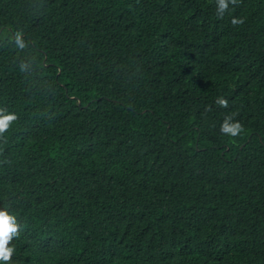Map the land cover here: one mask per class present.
<instances>
[{"label":"trees","instance_id":"16d2710c","mask_svg":"<svg viewBox=\"0 0 264 264\" xmlns=\"http://www.w3.org/2000/svg\"><path fill=\"white\" fill-rule=\"evenodd\" d=\"M0 113V264H264V0H0Z\"/></svg>","mask_w":264,"mask_h":264},{"label":"clouds","instance_id":"9594fccd","mask_svg":"<svg viewBox=\"0 0 264 264\" xmlns=\"http://www.w3.org/2000/svg\"><path fill=\"white\" fill-rule=\"evenodd\" d=\"M235 3L236 0H231ZM218 10L222 15L228 8V0H217ZM236 23V21H233ZM221 106L227 107V101L219 99L217 101ZM17 117L13 114L3 115L0 113V135H3L9 128L12 121L16 120ZM231 120L229 117L225 123L221 126V131L225 134L232 136L238 135L243 129L239 123H229ZM19 234V225L17 224L16 217L11 215L8 210H0V261H10L14 249L9 247V244L14 236Z\"/></svg>","mask_w":264,"mask_h":264}]
</instances>
